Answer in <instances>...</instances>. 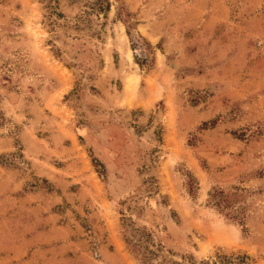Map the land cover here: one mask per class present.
<instances>
[{"label": "rangeland", "instance_id": "374dc122", "mask_svg": "<svg viewBox=\"0 0 264 264\" xmlns=\"http://www.w3.org/2000/svg\"><path fill=\"white\" fill-rule=\"evenodd\" d=\"M90 1L0 0V264H264V0Z\"/></svg>", "mask_w": 264, "mask_h": 264}, {"label": "trees", "instance_id": "16d2710c", "mask_svg": "<svg viewBox=\"0 0 264 264\" xmlns=\"http://www.w3.org/2000/svg\"><path fill=\"white\" fill-rule=\"evenodd\" d=\"M89 7L92 10L96 9L99 12L104 13L105 11L108 10L109 6V1L108 0H91L90 3L88 4ZM126 15H129V13H126ZM188 180L186 181V185L188 188V191L191 192L192 189L194 188V183L195 179L192 177V175L188 174L187 175ZM208 198L214 200V206L222 208V206H226V200H225V194L221 189H212L210 193H208ZM146 253L149 255H142V258L144 262H146L151 255H155V253L149 249H147ZM188 264H250V258L249 256L245 255L244 253H229V254H224V253H218L215 255V259L213 260H207L203 259L200 261H193L191 257L187 259ZM183 264L182 261H174L170 259H165L164 257L158 262V264Z\"/></svg>", "mask_w": 264, "mask_h": 264}]
</instances>
